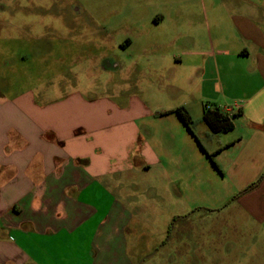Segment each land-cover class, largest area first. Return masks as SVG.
<instances>
[{
    "label": "crops",
    "instance_id": "1",
    "mask_svg": "<svg viewBox=\"0 0 264 264\" xmlns=\"http://www.w3.org/2000/svg\"><path fill=\"white\" fill-rule=\"evenodd\" d=\"M245 1L210 7V19H173L160 42L148 29H126L137 52L131 70L118 65L129 81L118 107L111 97L77 93L37 107L29 96L0 98V264H131L124 217L134 214L120 198L122 179L159 164L164 153L171 173L190 175L178 145L216 161L221 178L247 187L259 177L235 200L262 226L256 244L264 248V1ZM210 27L207 45L202 33ZM146 94L169 102L157 115L172 128L163 131L166 141L161 130L148 138L135 124L152 117L142 107ZM205 103L232 116L234 135L210 132ZM178 107L194 120L192 133L170 112ZM246 164L256 169L244 172Z\"/></svg>",
    "mask_w": 264,
    "mask_h": 264
},
{
    "label": "rangeland",
    "instance_id": "2",
    "mask_svg": "<svg viewBox=\"0 0 264 264\" xmlns=\"http://www.w3.org/2000/svg\"><path fill=\"white\" fill-rule=\"evenodd\" d=\"M242 2L246 1L0 0V98L16 101L29 96L37 107L77 93L89 101L111 97L117 103V95L129 82L118 65L131 70L137 52L135 41L129 45L126 29H148L160 42L173 19L201 20L204 15L210 19V7ZM159 18L164 21L152 25ZM127 33L133 36L134 30ZM202 34L208 45L212 28L210 32L204 28ZM145 60L139 58L143 65ZM150 60L162 64L161 58ZM146 95L149 99L141 101L142 107L152 117L135 124L148 138L161 130L156 134L166 141L163 131L172 128L157 115L169 102H154L152 94ZM178 140L185 143L183 137ZM178 146L177 154H182L190 175L182 177L177 169L171 173L164 153L159 164L122 179L120 198L134 214L124 217L125 254L131 264H263L264 248L256 244L262 226L235 200L245 185L230 176L221 178L214 168L216 161L197 159L191 146ZM241 169L253 171L256 165Z\"/></svg>",
    "mask_w": 264,
    "mask_h": 264
},
{
    "label": "trees",
    "instance_id": "3",
    "mask_svg": "<svg viewBox=\"0 0 264 264\" xmlns=\"http://www.w3.org/2000/svg\"><path fill=\"white\" fill-rule=\"evenodd\" d=\"M175 113L182 125L192 133V127L195 122L191 118L188 111L183 107H178L172 111ZM202 120L205 122L210 132L213 134L227 133L233 129L232 116L222 112L219 107L214 106L213 104L205 103L202 108ZM257 183H252L247 186L243 192H246L253 188Z\"/></svg>",
    "mask_w": 264,
    "mask_h": 264
}]
</instances>
